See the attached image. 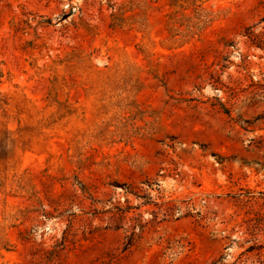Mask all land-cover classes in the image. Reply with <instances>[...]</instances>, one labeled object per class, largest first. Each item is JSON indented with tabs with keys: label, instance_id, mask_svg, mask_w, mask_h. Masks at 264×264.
Here are the masks:
<instances>
[{
	"label": "rangeland",
	"instance_id": "374dc122",
	"mask_svg": "<svg viewBox=\"0 0 264 264\" xmlns=\"http://www.w3.org/2000/svg\"><path fill=\"white\" fill-rule=\"evenodd\" d=\"M0 264H264V0H0Z\"/></svg>",
	"mask_w": 264,
	"mask_h": 264
}]
</instances>
